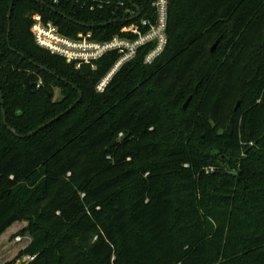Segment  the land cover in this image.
I'll return each mask as SVG.
<instances>
[{
    "label": "trees",
    "instance_id": "trees-1",
    "mask_svg": "<svg viewBox=\"0 0 264 264\" xmlns=\"http://www.w3.org/2000/svg\"><path fill=\"white\" fill-rule=\"evenodd\" d=\"M54 1L0 0V238L32 233L7 264H264V0H170L162 55L140 49L102 94L117 54L77 69L33 16L104 42L123 11Z\"/></svg>",
    "mask_w": 264,
    "mask_h": 264
},
{
    "label": "built area",
    "instance_id": "built-area-1",
    "mask_svg": "<svg viewBox=\"0 0 264 264\" xmlns=\"http://www.w3.org/2000/svg\"><path fill=\"white\" fill-rule=\"evenodd\" d=\"M59 0L54 3L58 4ZM84 9L91 12L105 11L114 7L113 15L121 10L124 13L126 23L111 40L100 42L94 40V33H79L76 38L63 35L59 27L49 22L45 24L40 15L33 16L32 33L36 44L50 52L52 55L65 59L74 64L77 69L88 65L96 68V62L109 53H116L118 60L107 77L98 85L103 90L106 83L125 64L133 61L140 49L151 46L152 48L145 56L146 65H151L162 55L168 45V21L170 0H156L153 3L154 20L140 15L136 7L128 6L125 2L114 0H75ZM91 2V3H89ZM41 82L38 87H40Z\"/></svg>",
    "mask_w": 264,
    "mask_h": 264
},
{
    "label": "rangeland",
    "instance_id": "rangeland-1",
    "mask_svg": "<svg viewBox=\"0 0 264 264\" xmlns=\"http://www.w3.org/2000/svg\"><path fill=\"white\" fill-rule=\"evenodd\" d=\"M122 68V67H121ZM119 69L115 75L120 71ZM108 75V74H107ZM106 75V77H107ZM115 75L106 83L103 87V90L98 89V85L106 78L104 77L97 85L96 91L99 94L104 93L107 86L111 83ZM53 99L54 101L62 100V92L58 88H54L53 90ZM232 129V128H231ZM244 147L246 146H254L253 143H243ZM205 151H211V147H207ZM31 218V217H30ZM30 221L24 220L17 222L10 229L6 231L4 235L0 238V264H7L9 262L16 261L21 252L31 243L32 241V233L29 231ZM29 261V258H22L17 261V264H25Z\"/></svg>",
    "mask_w": 264,
    "mask_h": 264
},
{
    "label": "water",
    "instance_id": "water-1",
    "mask_svg": "<svg viewBox=\"0 0 264 264\" xmlns=\"http://www.w3.org/2000/svg\"><path fill=\"white\" fill-rule=\"evenodd\" d=\"M12 8H13V3L11 4L10 11H9V15H8L9 20H11V16H12ZM136 9H137V11L139 12V14H138V16H139V15H140V10H139V8H136ZM10 32H11V29H10V24H9L8 36L10 35ZM8 41H9V38H8ZM216 47H217V44L214 46L213 50H214ZM25 84H26V90H27V92H30V93L33 92V91H32V89H33V85H32L31 83H29L28 80H25ZM0 93H1V99L3 100V95H2L1 89H0ZM49 97H50V98H53V94H50ZM191 99H192V98L190 97V98L187 100V102H186L185 105H184V109L187 108V106L189 105ZM81 100H82V93L80 92V98H79V100H78V101H77V102H76V103L70 108V110H68V112L71 111V110H72V109H73V108H74V107H75V106H76ZM3 114H4V120H5V123H6V125H7V122H6V114H5V112H3ZM53 121H55V120H52V121L48 122L47 124L41 126L38 130H36L35 132L31 133L30 136H32V135H34V134L40 132L41 130H43L44 128H46L47 126H49ZM9 130H10L13 134H15L17 137H21L20 135L17 134V132H16L14 129H12V128L9 127ZM231 134H232V129H231V127H228V129H227V131H226V135H227V136H231Z\"/></svg>",
    "mask_w": 264,
    "mask_h": 264
}]
</instances>
